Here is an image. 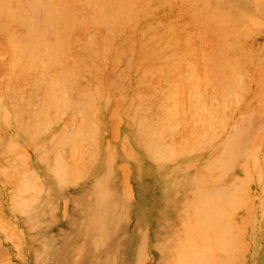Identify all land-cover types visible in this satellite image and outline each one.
I'll return each mask as SVG.
<instances>
[{"label": "rangeland", "instance_id": "1", "mask_svg": "<svg viewBox=\"0 0 264 264\" xmlns=\"http://www.w3.org/2000/svg\"><path fill=\"white\" fill-rule=\"evenodd\" d=\"M0 264H264V0H0Z\"/></svg>", "mask_w": 264, "mask_h": 264}]
</instances>
